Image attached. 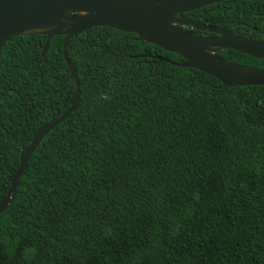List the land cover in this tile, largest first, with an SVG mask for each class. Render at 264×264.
I'll use <instances>...</instances> for the list:
<instances>
[{
  "label": "trees",
  "instance_id": "obj_1",
  "mask_svg": "<svg viewBox=\"0 0 264 264\" xmlns=\"http://www.w3.org/2000/svg\"><path fill=\"white\" fill-rule=\"evenodd\" d=\"M184 15L264 37V0ZM64 37L44 55L43 34L13 35L1 49L0 201L37 129L70 105ZM66 49L80 101L35 147L0 212V264H264V84L224 85L109 26Z\"/></svg>",
  "mask_w": 264,
  "mask_h": 264
},
{
  "label": "water",
  "instance_id": "obj_2",
  "mask_svg": "<svg viewBox=\"0 0 264 264\" xmlns=\"http://www.w3.org/2000/svg\"><path fill=\"white\" fill-rule=\"evenodd\" d=\"M223 0H0V52L8 38L18 34L46 35L41 54L53 35H65L63 56L76 83L70 105L60 115L40 126L21 151L7 194L0 201V212L11 202L22 171L44 135L64 120L80 101L76 62L67 56L70 37L94 26H109L136 34V39L153 43L178 54L183 61L158 59L182 67H193L214 76L224 85H263L264 67H250L218 55L232 48L254 58H264V37L246 38L221 27L190 19L184 12ZM193 28L214 35H200Z\"/></svg>",
  "mask_w": 264,
  "mask_h": 264
},
{
  "label": "flooded vegetation",
  "instance_id": "obj_3",
  "mask_svg": "<svg viewBox=\"0 0 264 264\" xmlns=\"http://www.w3.org/2000/svg\"><path fill=\"white\" fill-rule=\"evenodd\" d=\"M185 29H187V27H184ZM200 35H206V34H200ZM214 35V34H213ZM208 36V35H207Z\"/></svg>",
  "mask_w": 264,
  "mask_h": 264
}]
</instances>
